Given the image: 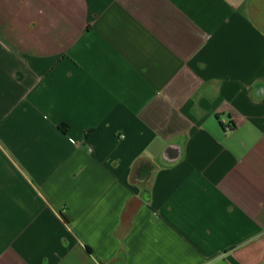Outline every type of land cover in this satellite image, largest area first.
Wrapping results in <instances>:
<instances>
[{
  "label": "crops",
  "instance_id": "obj_1",
  "mask_svg": "<svg viewBox=\"0 0 264 264\" xmlns=\"http://www.w3.org/2000/svg\"><path fill=\"white\" fill-rule=\"evenodd\" d=\"M118 262L264 264V0H0V264Z\"/></svg>",
  "mask_w": 264,
  "mask_h": 264
},
{
  "label": "trees",
  "instance_id": "obj_2",
  "mask_svg": "<svg viewBox=\"0 0 264 264\" xmlns=\"http://www.w3.org/2000/svg\"><path fill=\"white\" fill-rule=\"evenodd\" d=\"M64 218H65V220H67V221H68V218H67L66 216H64Z\"/></svg>",
  "mask_w": 264,
  "mask_h": 264
},
{
  "label": "water",
  "instance_id": "obj_3",
  "mask_svg": "<svg viewBox=\"0 0 264 264\" xmlns=\"http://www.w3.org/2000/svg\"><path fill=\"white\" fill-rule=\"evenodd\" d=\"M117 264H121V262H118Z\"/></svg>",
  "mask_w": 264,
  "mask_h": 264
}]
</instances>
